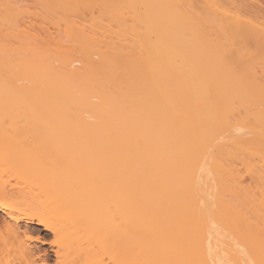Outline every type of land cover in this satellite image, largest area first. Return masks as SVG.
I'll list each match as a JSON object with an SVG mask.
<instances>
[{"label": "bare ground", "instance_id": "6f19581e", "mask_svg": "<svg viewBox=\"0 0 264 264\" xmlns=\"http://www.w3.org/2000/svg\"><path fill=\"white\" fill-rule=\"evenodd\" d=\"M36 1L63 36L0 0V264H264L258 15Z\"/></svg>", "mask_w": 264, "mask_h": 264}, {"label": "rangeland", "instance_id": "374dc122", "mask_svg": "<svg viewBox=\"0 0 264 264\" xmlns=\"http://www.w3.org/2000/svg\"><path fill=\"white\" fill-rule=\"evenodd\" d=\"M22 5H24L25 8L26 7L28 8L30 16H28L29 18H27V20H29L27 22V25H30L31 29H34V32H38L40 34V36H44L45 38H47V39L49 38L51 40H54V39H52L53 37L56 38V36H63L64 35L63 30H62L63 26L58 27V25L53 22V21H55V19L52 20L51 18L52 17L55 18V16H53V15L48 16V13H50V14H52V13L49 12L48 10H45L46 8L42 4H40L36 0H23ZM232 6L235 9H238L237 11L241 10L242 14H243V12H245L247 14V16H249L248 14H250L251 17L255 16L254 20H256V18H257L256 15H258V17H259L258 20L261 19V21L259 20V23L262 21L264 22V0H234V3L232 4ZM254 6L261 7L263 10L256 13L255 11L257 9ZM252 11H254V13L256 15L254 13L252 15V13H251ZM89 13L90 12H86V17L82 19L84 21L86 20L85 24L91 23L90 18L92 15H91V13L90 14ZM246 14H244V15H246ZM94 15L95 16L98 15V12L95 11ZM45 18H47V19H45ZM258 20H257V22H258ZM262 25L264 26L263 23H262ZM57 29H59V32ZM35 30H37V31H35ZM60 31H61V33H60ZM254 61L257 64L264 65V56L260 55V54H256V56H254ZM263 68H264V66H263ZM35 136L37 137L38 143L40 144V146H39L40 148L43 147L46 143L55 142V140L57 139L53 136H49L47 133H40V132H38ZM1 148L2 147H0V149ZM34 173H35L34 176H37L40 173V171L37 170ZM15 176H16L15 174H11L10 177L12 179H15ZM45 247H48V246H45Z\"/></svg>", "mask_w": 264, "mask_h": 264}]
</instances>
